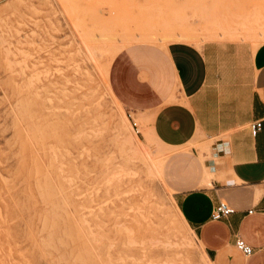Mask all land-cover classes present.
Wrapping results in <instances>:
<instances>
[{
    "label": "rangeland",
    "instance_id": "374dc122",
    "mask_svg": "<svg viewBox=\"0 0 264 264\" xmlns=\"http://www.w3.org/2000/svg\"><path fill=\"white\" fill-rule=\"evenodd\" d=\"M210 38L259 44L264 0H0V264H212L108 88L116 47Z\"/></svg>",
    "mask_w": 264,
    "mask_h": 264
},
{
    "label": "crops",
    "instance_id": "0c3cea01",
    "mask_svg": "<svg viewBox=\"0 0 264 264\" xmlns=\"http://www.w3.org/2000/svg\"><path fill=\"white\" fill-rule=\"evenodd\" d=\"M108 78L114 98L179 149L175 201L212 264H264V40L137 42L115 56ZM255 118H263L257 135ZM220 200L235 211L213 219Z\"/></svg>",
    "mask_w": 264,
    "mask_h": 264
},
{
    "label": "built area",
    "instance_id": "2783aa9c",
    "mask_svg": "<svg viewBox=\"0 0 264 264\" xmlns=\"http://www.w3.org/2000/svg\"><path fill=\"white\" fill-rule=\"evenodd\" d=\"M129 116L133 120V126L136 128L137 132H140L138 122L135 120L132 112H129ZM250 131L253 135H257L259 131L263 128V118H255L253 119L250 124ZM263 188H264V182H263ZM235 211V207L232 206L230 203H228L225 200H220L213 208L212 210V218L213 219H221L224 217H227L229 214L233 213ZM253 209H249V212H252ZM236 245L237 247L244 252L247 255H250L254 252L255 248L252 244L247 242L243 237L238 236L236 239Z\"/></svg>",
    "mask_w": 264,
    "mask_h": 264
},
{
    "label": "bare ground",
    "instance_id": "6f19581e",
    "mask_svg": "<svg viewBox=\"0 0 264 264\" xmlns=\"http://www.w3.org/2000/svg\"><path fill=\"white\" fill-rule=\"evenodd\" d=\"M127 43V42H126ZM123 48H125V45H122V46H119V47H116L114 50H113V52L111 53V55H110V57L112 58V59H114L115 58V56L123 49ZM132 137V136H131ZM129 139V138H128ZM130 141V140H129ZM128 141V142H129ZM131 141H132V139H131ZM129 145H131V143L129 144ZM138 147V146H137ZM142 149V148H141ZM143 152V151H142ZM158 170V169H157ZM177 208H178V214H179V216L182 218V220L185 222V223H187L188 224V222L185 220V218H184V216H183V214H182V212H181V210H180V208H179V206H177ZM189 225V224H188ZM195 233V232H194ZM197 238V241H198V245H199V247L200 248H204V246H203V244L201 243V241L199 240V238L198 237H196ZM206 256L209 258V256H208V254L206 253Z\"/></svg>",
    "mask_w": 264,
    "mask_h": 264
}]
</instances>
